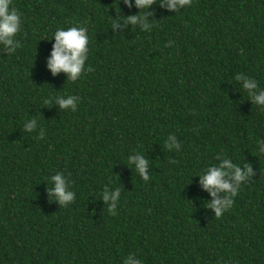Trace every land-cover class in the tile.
<instances>
[{"label":"trees","instance_id":"obj_1","mask_svg":"<svg viewBox=\"0 0 264 264\" xmlns=\"http://www.w3.org/2000/svg\"><path fill=\"white\" fill-rule=\"evenodd\" d=\"M15 53L0 45V264H264V108L235 79L264 88V0H192L172 13L123 0H12ZM143 14L152 27L123 23ZM118 21L116 27L113 21ZM88 29L86 70L53 76L57 28ZM78 97L77 110L44 100ZM37 118L38 130L23 124ZM42 128L43 138L39 136ZM175 135L179 150L164 141ZM149 161V181L129 167ZM224 154L249 164L220 218L195 176ZM63 172L75 200L51 199ZM119 187L116 214L99 193ZM224 196V192L218 194Z\"/></svg>","mask_w":264,"mask_h":264},{"label":"clouds","instance_id":"obj_2","mask_svg":"<svg viewBox=\"0 0 264 264\" xmlns=\"http://www.w3.org/2000/svg\"><path fill=\"white\" fill-rule=\"evenodd\" d=\"M156 0H123L125 6L136 7L140 10H147ZM192 0H159L161 7L166 8L172 13H176L181 8L191 6ZM123 23H131L133 25L139 23L141 30L148 31L152 27L146 17L141 14L129 15ZM118 21H113L112 26L116 27ZM21 31V14L12 5V0H0V45L7 53H15L20 47L19 40L16 39L17 34ZM49 40H54L51 51L46 60V67L50 73L55 76L63 72L66 74L67 80L77 81L82 73L86 70V61L88 60V29L84 26H69L67 28H57ZM235 79L241 82L242 88L246 91L253 103L264 108V88L258 86L256 79L238 73ZM45 104H56L64 110H77L78 97L74 95H58L44 100ZM23 128L26 132L38 130V120L33 117L28 119ZM43 129H39V136L43 138ZM258 153L264 155V139L256 141ZM164 147L168 150H179L180 143L176 142L175 135H169L164 141ZM218 163L202 169L195 176L199 177L201 188L206 191L212 200L205 206L214 212L216 218H220L227 212L234 203L235 197L240 191L241 184L248 181L253 174V170L249 164L241 166L235 163L231 158L224 154L216 157ZM129 167H133L139 177L147 182L150 180L148 174L149 161L145 156L136 152L134 156L127 159ZM52 185L48 188V194L51 199L56 200L59 205L66 206L72 203L76 198V193L69 188L70 180L63 172H56L48 178ZM224 192V196L218 194ZM121 196L119 187L109 189L107 186L99 193L107 205V211L111 215L116 214L117 203ZM122 264H142L141 259L129 254L122 260Z\"/></svg>","mask_w":264,"mask_h":264}]
</instances>
